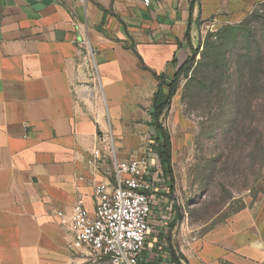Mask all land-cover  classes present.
I'll return each instance as SVG.
<instances>
[{"label":"crops","instance_id":"1","mask_svg":"<svg viewBox=\"0 0 264 264\" xmlns=\"http://www.w3.org/2000/svg\"><path fill=\"white\" fill-rule=\"evenodd\" d=\"M260 1L0 0V264H111L74 248L73 209L93 217L96 186L141 159L155 200L139 264H264V203L185 231L151 118L201 36Z\"/></svg>","mask_w":264,"mask_h":264},{"label":"rangeland","instance_id":"2","mask_svg":"<svg viewBox=\"0 0 264 264\" xmlns=\"http://www.w3.org/2000/svg\"><path fill=\"white\" fill-rule=\"evenodd\" d=\"M243 21L239 35L254 32L264 51V0ZM239 25H215L201 36L162 118L172 143L174 186L170 193L179 205L185 231L192 235L200 236L232 214L264 203L263 102L253 99L259 107L236 130L230 124V90L225 88L218 99L219 82H213L217 74L211 72L217 68L206 70L211 44H222L218 37L209 40V35Z\"/></svg>","mask_w":264,"mask_h":264},{"label":"built area","instance_id":"3","mask_svg":"<svg viewBox=\"0 0 264 264\" xmlns=\"http://www.w3.org/2000/svg\"><path fill=\"white\" fill-rule=\"evenodd\" d=\"M153 1L143 3L148 6ZM101 141L112 145V134L103 135ZM94 156L100 158V151L96 150ZM141 164H146V159L116 163V187L109 189L99 184L95 188L93 217L81 198L73 209L74 248L86 247L95 263L109 260L111 264H139L152 230L150 217L155 200L153 184L147 179L149 170H141ZM58 216L64 218L61 212Z\"/></svg>","mask_w":264,"mask_h":264},{"label":"trees","instance_id":"4","mask_svg":"<svg viewBox=\"0 0 264 264\" xmlns=\"http://www.w3.org/2000/svg\"><path fill=\"white\" fill-rule=\"evenodd\" d=\"M243 24H245V21L241 22L237 27L226 28L216 34L209 35V40L212 39L211 37H218L222 44L219 46L211 44L210 54L208 55L210 63L206 66V70L217 68V71L210 70L217 74L216 79L213 80V82H219V90L217 92L219 96L217 98L224 96L225 88L230 90L227 104L230 113L233 114L230 124L235 126L236 130L241 129L248 116L259 107V104H256L253 99H260L263 102L261 104V115L264 116V51L254 32L242 37L239 35V32L243 30ZM228 55L230 57L227 59ZM190 61L189 58L169 83L165 80L160 82L151 110L152 124L157 130V135L152 138L154 141L153 147H156L165 183L170 189H173L174 186L172 143L170 134L163 127L162 118L177 93L179 78L189 66ZM263 145L262 153L264 158Z\"/></svg>","mask_w":264,"mask_h":264}]
</instances>
